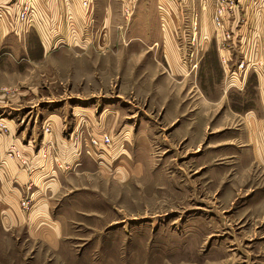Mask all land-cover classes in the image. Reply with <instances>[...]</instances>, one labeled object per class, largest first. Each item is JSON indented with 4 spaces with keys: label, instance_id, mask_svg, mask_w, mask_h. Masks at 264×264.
Wrapping results in <instances>:
<instances>
[{
    "label": "rangeland",
    "instance_id": "374dc122",
    "mask_svg": "<svg viewBox=\"0 0 264 264\" xmlns=\"http://www.w3.org/2000/svg\"><path fill=\"white\" fill-rule=\"evenodd\" d=\"M3 1L19 11L28 3L30 13L27 23L20 20L23 38L13 31L18 38L10 47L0 46V86L7 88L1 96L28 109L25 115L37 121V134L42 132V112L36 116L39 101L60 100L56 104L67 138L75 124L72 102L78 103V110L92 109L87 110L91 122L86 119L71 136L82 147H90L89 141L93 147L84 167L66 178L69 184L57 207L64 227L60 257L44 247L42 264H232L233 259L246 264L251 249L260 253L252 228L264 221V206L262 200L253 205L245 198V184L264 178V169L251 167V152L249 160L230 155L240 144L250 148L247 135L253 125L242 115L247 109L242 108V97L251 101L258 96L253 85L248 94L245 91V80L254 83L256 74H251L254 65L247 71L248 62L242 60L247 41L234 42L236 61L231 63L227 56L220 60L213 39L219 30L216 15L222 10L224 20L235 19L239 0H168L167 7L158 0H95L93 9L76 0L74 13L65 7L64 21L49 20L41 30L63 35L46 62L41 61L42 46L31 22L43 14L54 19L48 0ZM239 10L243 20L245 11ZM12 14L16 12L9 11L5 18ZM146 26L157 30L142 29ZM167 29L180 53L176 72L162 49ZM151 31L153 40H139ZM78 34L92 37L82 49ZM228 39L218 41L227 55L232 42ZM26 48L30 56L20 61V51ZM253 48L264 55V39L253 40ZM258 76L264 84V71ZM258 98L251 106H260ZM258 110L261 121L264 107ZM126 124L140 137L142 148L133 149L130 156L122 149L124 165L118 166L116 147L108 149L113 154L94 153V147L103 146L94 127L111 134ZM240 129L246 132L237 138ZM67 165L66 170L72 167Z\"/></svg>",
    "mask_w": 264,
    "mask_h": 264
},
{
    "label": "crops",
    "instance_id": "0c3cea01",
    "mask_svg": "<svg viewBox=\"0 0 264 264\" xmlns=\"http://www.w3.org/2000/svg\"><path fill=\"white\" fill-rule=\"evenodd\" d=\"M87 1L88 4L86 8L89 5L92 6V3L95 2V0ZM167 1L168 0H158V5L163 2L164 6L167 7ZM48 2L54 10V19L45 18L44 14L42 19H39L38 16L35 18L31 16L33 18L31 25L37 31L42 46L40 50L42 51L41 61L43 62L48 60V56H50L52 52L57 51V47L60 44L59 40L63 38V35L55 33L48 34L46 31L43 34L41 30L45 29V24L49 20H51L48 22L49 24L55 21L59 24L61 21H64V19L62 20V9L65 7L69 14L74 13L76 10V0H48ZM82 4L83 6L85 5L83 2ZM44 7L45 5L43 2L41 5L42 11ZM16 8L14 4L9 5V2L0 0V46L2 48L4 46L10 47L12 40L18 38L17 35H19L20 39L23 38L21 36V31L23 29L20 28L22 23L19 18V9L17 8L16 10ZM91 8L93 9V6ZM234 8V12H236L237 15L235 16L236 18L233 20L225 18L224 20L223 17V25L217 26L219 30L216 34V38L213 39L216 40L220 60H222L221 56L223 60H225L227 56L229 60H231V63H235L236 61L233 60L232 52L237 49L235 43L239 40L247 41L246 44H243L245 46V49L243 48L245 53L243 57L245 58L242 60L245 59L246 62H248L246 63L248 65L247 71L249 67H251L249 66L250 63V65H254L251 74H256V81H254V83L253 81L249 83V80H245V91L248 94V89L253 85L254 92L256 91V93H258V96L256 94L257 98L260 93V97L258 98L260 106L264 107V96L261 94V86L264 84L258 76V71H264V55H261L262 53L260 50L258 51L253 48V40L264 39V0H239ZM239 9H244L245 11L244 14H246V18H243V20ZM14 10L16 15L12 14L9 16L10 19L9 17L5 18L6 13L9 11L15 13ZM81 14L84 15L85 19H89L87 14L82 12ZM81 14L77 15V20L79 22L81 20ZM143 20L141 23H145ZM2 21L5 27L2 25ZM29 28L30 26H28L26 30ZM148 28L151 29L152 27L146 26L142 29L147 30ZM154 29L156 31L157 27L152 28L153 31ZM226 29L228 31H226ZM13 31L16 32L17 35H15ZM153 31L145 34V39L138 36L139 40L142 39L147 41L150 37L153 40ZM172 31L174 32L175 30L172 29ZM164 32V34L162 33L161 40L163 41L162 45L164 44L166 47L162 48L163 53L167 59H169L172 71L176 72L177 69L181 68L177 58L180 54L179 49L175 46V37L171 29ZM169 32H171V34ZM210 34L211 33H209L208 36H212V34ZM84 35L81 38L79 34L76 35L78 39L80 38L81 40L79 46L83 41V45L80 47L81 49L86 47L91 42L92 38ZM222 38H230L228 40L232 41L229 47H226L228 48V55L225 52L226 50L221 52L219 49L218 41ZM154 40L155 42L153 43H157V40ZM4 52L5 54H11L9 51ZM28 56H30V54L29 50L26 48L23 52L20 51L19 60L26 61L28 60ZM244 97L245 96L242 97L244 100V107L242 108L247 109L242 115L248 116L251 120L250 124L253 125V127H249V133L247 135L251 137V142L248 143V147L250 148H244L243 144H240L238 145L239 148H236L234 151L230 150V155L237 161L241 159L249 160L247 158H249L248 156L251 152L252 157H250V162H253L251 167L257 165L264 169V117H262L260 121V113L258 110L260 106L258 108L251 106L255 103L256 97H251V101H249L248 98L246 99V97L244 99ZM6 100L7 98L4 99L1 96L0 117L8 122L9 128L5 132H0V264H24L27 262L31 264H42L45 262L44 247L52 249L57 259L58 256L60 257L61 238L64 234V227L61 222V216H59L60 214H57V207L61 204V196L64 195L63 191L66 190V185L69 184V180H66V178L74 173L77 168L84 167L87 160L91 158L90 154H92L91 149L93 147L90 141V147H82L81 144L75 143L71 136H74L78 128H80L81 123L84 124L86 119H89L91 122L93 119L91 116L92 113H88L87 110L92 109L88 108V106H84L80 107L81 109L78 110L76 109L78 103L72 102L73 106L71 107V111H73L72 113L75 115V124H73L72 128L69 130L70 136L67 138L62 134V130H64V120L60 115L61 108L56 104L60 100L51 102L45 100L39 101L40 104L42 103V106H40L41 111L38 112L37 110V113L34 111L36 116L42 112L40 118L42 132L38 134L37 131H35L37 121L35 120V122H32L33 115H31V117L25 115L28 109L20 105L19 107L14 106V101L12 99ZM243 100L238 102L242 103ZM50 103L54 105L48 107ZM59 104L63 105L64 103L61 102ZM100 122H102L103 125L102 119H100ZM48 126L49 130H46ZM97 127L93 128V133L95 137L103 142V146L100 148L94 147V153L107 152L113 154L110 150H114L112 148L116 147L118 166L124 165L125 162V159L121 156L123 154L122 149H128L130 156L132 155L133 149L142 148L140 144L142 141L139 142L140 137L136 138L132 127H129L127 124L124 125L123 128H120L117 133L112 132L111 134L107 131H103L105 128L101 126ZM84 131H86V128ZM238 131H236L235 134L237 138H239V135L243 136L241 133L246 132L242 129ZM105 134L108 136L110 135L109 137L111 140L109 142L105 141ZM36 135L39 140L35 139ZM228 135H230V133ZM47 140H49V143ZM54 141L55 144H53ZM229 142V144H233L232 141ZM109 148L110 150H108ZM73 162H76L77 165L74 168ZM68 163L69 165L67 166L72 167L66 170L63 167ZM245 185L247 187L245 198L253 205H259V201L262 200L261 205L264 206V178H254L249 180ZM26 196L31 198V206L28 209H24L21 205V200ZM252 231V238L257 241L256 248L260 249V253L251 249L250 252L247 253L245 262H247L246 264H264V221L255 224ZM56 258H52V261H56ZM242 263V261H238L237 259L232 260V264Z\"/></svg>",
    "mask_w": 264,
    "mask_h": 264
},
{
    "label": "built area",
    "instance_id": "2783aa9c",
    "mask_svg": "<svg viewBox=\"0 0 264 264\" xmlns=\"http://www.w3.org/2000/svg\"><path fill=\"white\" fill-rule=\"evenodd\" d=\"M84 4L87 5L88 1L84 0ZM221 12H222V10L220 11L219 14L216 15V18H215V22L218 26L223 25V16L221 15ZM29 13L30 12H29L28 3H23L21 6V9L19 11L20 20L27 23L28 19H29ZM241 66H244L243 62L241 63ZM6 90H7L6 87L0 86V97H1V95H3L5 93ZM8 128H9L8 122L4 118L0 117V132H5L8 130ZM46 130H49V126H48V128H46ZM104 139L106 142H109L111 140V138L107 134L104 135ZM92 141L98 142L96 139H92ZM30 202H31V199L28 197V199L22 200L21 204L24 208H28L30 205Z\"/></svg>",
    "mask_w": 264,
    "mask_h": 264
}]
</instances>
